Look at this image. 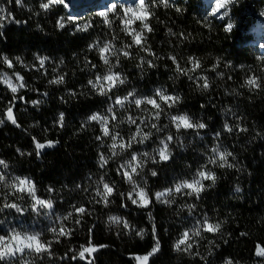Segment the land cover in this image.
Masks as SVG:
<instances>
[{
  "label": "trees",
  "instance_id": "obj_1",
  "mask_svg": "<svg viewBox=\"0 0 264 264\" xmlns=\"http://www.w3.org/2000/svg\"><path fill=\"white\" fill-rule=\"evenodd\" d=\"M46 2L0 0L4 9L0 14V159L8 165L6 169L0 165V172L9 180L14 176L31 178L36 195L51 200L53 207L34 211L31 197L9 195L23 212L0 210V235L12 229L38 232L43 242L51 244L47 252L26 250L0 264H141L136 257L151 252L157 241L159 250L147 264H264V257L256 255L257 245L264 247V33L260 24L264 0H230L215 14V0H167V5L163 0H145L150 13L145 22L152 30L144 29L140 20L130 28L143 31L147 52L136 45L125 47L132 44V36L124 31V20L131 15L125 13L124 5L117 4L113 11L92 4L78 8L83 0H63L45 10L40 5ZM85 24L90 25L86 31L82 30ZM109 41L118 54L110 56V64L105 65L99 47ZM97 42L98 47H90ZM122 51L130 55L126 57ZM173 56L181 68L192 67L189 57L198 59L201 67L183 75L170 59ZM4 57L12 61L11 68ZM38 57L48 58L43 67ZM110 66L126 77V83L101 95L88 82L95 83L96 76L106 74ZM17 73L23 76L25 86L13 93L3 79L6 74L18 83ZM61 76V83H50ZM190 76L207 77L209 88L202 87V79ZM250 77L258 79V88L246 84ZM157 88L181 97L173 108L165 110L167 113H187L207 128L198 134L193 130L177 134L168 115L162 113L159 122H151L167 124L168 129L157 133L150 124L142 125L152 138L112 156L111 139L98 140L101 125L88 117L94 113L109 116V127L128 139L136 126L127 118L145 119L149 115L145 109L150 106H116V120H111L107 109L117 96L133 89L140 97L152 96ZM9 107L16 124L6 118ZM61 113L63 126L59 124ZM166 134L179 136L170 145L172 159L149 160L138 169L133 179L151 202L144 207L134 204V186L118 173L119 166L133 152L154 155L159 139ZM33 138L41 143L52 141L53 146L37 155ZM217 144L232 153L228 162L233 167L209 165L216 181H205L199 199L180 193L167 197L171 201L167 204L155 199L156 192L191 179ZM101 153L109 159L103 168ZM152 171L157 175L152 176ZM101 177L114 186L107 204L96 196L97 187H102ZM8 192L0 185V195ZM2 203L0 199V206ZM188 204L195 208L189 211ZM78 207H84L85 213H77ZM110 216L119 217L120 222L110 221ZM205 217L219 223L220 230H201L199 236L190 231L193 247L178 251L175 245L183 232L195 230ZM53 227H64L70 234L59 236L49 230ZM89 245L96 251L80 258L79 252Z\"/></svg>",
  "mask_w": 264,
  "mask_h": 264
},
{
  "label": "snow or ice",
  "instance_id": "obj_2",
  "mask_svg": "<svg viewBox=\"0 0 264 264\" xmlns=\"http://www.w3.org/2000/svg\"><path fill=\"white\" fill-rule=\"evenodd\" d=\"M19 3L20 0H17ZM165 5H167V0H163ZM63 3V0H47L46 3H42L40 7L42 9H48L52 4ZM230 3V0H215V7L213 9V14L220 12L221 9H224L227 4ZM116 5L113 4L111 10H115ZM179 10V9H178ZM126 14H131L127 19L124 20L126 31L129 35L132 36V44L126 45L125 47L131 48L133 45L139 46L144 51H149L148 48L144 47V33L143 31L137 32L135 29L130 28V25L135 20H140L143 23L144 29L147 31H151L152 29L145 22L149 17L150 13L148 11V5L145 4V0H139L138 8H126ZM4 9L0 8V14H3ZM101 16H104L107 20L106 13H100ZM71 19V18H70ZM59 26L64 27L63 22H59ZM90 25L85 24L82 26V30H87ZM231 25H228V28L231 29ZM90 47H98V42L96 44L90 45ZM100 58L105 65L110 64V56H116L118 54V50L115 48V45L109 41L104 44L103 47H99ZM122 55L129 56L130 53L127 51H122ZM151 55H155V53H151ZM19 58H17L18 60ZM40 66L43 67L45 61L48 59L47 57H38ZM173 63L176 65V70L178 73L183 75H188L190 72H195L197 69L201 67L200 61L194 57H189V62L191 63V68H181L179 63L176 61V58L170 57ZM4 63L8 65V67H12V61L7 57L3 58ZM144 61L142 60L141 63ZM118 63V61H117ZM148 65L151 67L152 62L149 60ZM95 67V65H93ZM114 66H110L103 76L97 75L95 83L92 80H89V84H92L94 88H98L101 95H106L108 92H111L113 88H116L118 85H123L126 83V77H123L120 73L113 71ZM222 75V74H221ZM190 79H197L203 81L202 87L204 89L209 88V81L207 77H189ZM16 80L18 83H13L12 78L8 77L6 74L4 75L3 82L8 85L13 93L17 92L19 88H23L25 85L23 83V76H20L18 73L16 74ZM63 81V77L61 76L59 79L50 81V83H61ZM246 84L249 87L258 88L260 85L258 83V79L256 77H250ZM181 97L179 95L170 94L167 92V89L157 88L152 96H140L138 97L136 94V90L133 89L129 91L127 95L120 97L117 96L112 103V105L107 109V112L110 114L111 120H116V113L113 111L116 106L120 108H124L126 104H133L136 108H141L144 105L150 106V109H145L148 111L149 115L145 119L137 120L132 116L127 118L128 123L136 126V131L128 138L125 139L120 135L119 132H114L109 127V116L101 115L100 113H94L88 117L90 121H97L101 125L102 136H98V140H103V138L108 137L111 139V144L109 148L111 150L112 156H117L120 153L125 152L128 149H131L133 144H143L144 142L150 140L152 138L151 132H145L143 130L142 125L150 124L152 129H155L157 133H162L166 129H168L169 125H159L158 123H153L151 121L159 122L161 114L165 113L168 115V119L170 124L175 128L177 134L181 132V130H193L197 134L199 130H203L207 128V124L201 121H194L191 116L187 113H179L175 115H171L167 113L166 109L173 108L177 103H179ZM33 103H39L38 101H34ZM6 118L10 120L13 124H16V119L13 115L12 107L7 109ZM64 115L60 114L59 124L63 126ZM3 123V121H0ZM18 126V125H17ZM225 128L228 131H232L228 125H225ZM241 131H246V129H240ZM219 133H217V136ZM179 136H174L172 134H166L163 138L159 139V146L153 150L154 155H150L147 151L143 153H131L129 159L126 160L125 163L121 164L118 169V173L121 174L130 184L134 186L133 191L136 193V199H132V193L128 194V198L132 199V203L140 204V206H147L151 200L149 198V194L145 191L144 188L140 187L136 184V181L133 179L134 175H138V169H143L144 165L150 160L152 163L159 162H167L172 159V151L170 150V145L173 144L175 140H178ZM35 147L37 149V155H39V150L44 149L45 147L53 146L52 141H47L46 143H41L35 138H33ZM180 144H183V141H180ZM119 150V152L117 151ZM212 156L206 158V163L202 165L191 179H184L176 183L173 187L166 188L163 191L156 192L155 199L161 201L162 203H170L167 199L170 195L174 193H180L188 196H194L196 199L200 198V194L205 190V181H211L212 184H215L216 174L209 168V165L219 164L220 167H233L232 164L228 162V158L232 155L231 152L225 150H221V146L217 144L211 149ZM109 163V159L105 157L103 153L100 154V167L103 168L105 165ZM0 165H2L5 169L8 167L6 161L0 159ZM152 176H156L157 172L152 171ZM99 184L102 187H97L96 196L102 198L105 204L108 203V198L114 192V186L103 180L101 177ZM0 185H4L5 188L9 189L10 192L0 195V199L3 200L2 206H0V210L3 209H14L17 213H22V207L15 202V200H9L8 196L11 195L13 197L23 198L24 195L31 197L34 201L32 205L33 210L35 211L38 207L51 209L53 207V203L51 200L40 199L36 195V184L35 182L27 177V176H14L11 180L3 173L0 172ZM52 189H49L51 191ZM239 191V189H237ZM187 208L189 211L195 208L194 204H188ZM86 209L84 207L76 208V212L83 214ZM71 216V213L68 214ZM109 220L112 222L119 223L120 218L116 216H110ZM125 227H128L127 222H125ZM221 225L219 223H211L207 217L204 218L203 224L197 227L195 230H186L183 232L182 237L176 243L175 248L183 251H189L193 245L189 243L190 231H193V234L196 236L200 235L201 230L207 232H218L220 230ZM51 232L56 233L59 236H66L70 233L65 230L64 227H60L59 230L53 227L49 229ZM138 235H142V233H138ZM40 233H21L15 229H12L9 233L5 235H0V261H7L9 259H13L17 256H22L25 251L33 252L36 254H41L47 252L50 248L51 242H43L40 238ZM181 245L185 247L181 249ZM159 241L156 242L155 246L152 248L151 252H149L145 256H138L136 259L141 262V264H147V261L151 255L156 253L159 250ZM96 251L94 246L89 245L88 247H83L82 251L79 252L80 258H85V253H92ZM256 255L264 257V247L257 245ZM231 264V261L228 262Z\"/></svg>",
  "mask_w": 264,
  "mask_h": 264
},
{
  "label": "rangeland",
  "instance_id": "obj_3",
  "mask_svg": "<svg viewBox=\"0 0 264 264\" xmlns=\"http://www.w3.org/2000/svg\"><path fill=\"white\" fill-rule=\"evenodd\" d=\"M111 1L113 2L110 3ZM89 4H92L91 6H99L100 8L108 7V9H111L113 4L124 5L123 6L124 8H129V7L138 8L139 0H83V2L80 5H78V8L82 6L87 7ZM261 19L262 20L260 24H261L262 32L264 33V12Z\"/></svg>",
  "mask_w": 264,
  "mask_h": 264
}]
</instances>
